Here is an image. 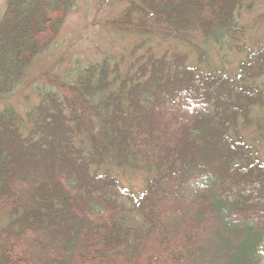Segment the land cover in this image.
I'll return each mask as SVG.
<instances>
[{
  "label": "trees",
  "instance_id": "16d2710c",
  "mask_svg": "<svg viewBox=\"0 0 264 264\" xmlns=\"http://www.w3.org/2000/svg\"><path fill=\"white\" fill-rule=\"evenodd\" d=\"M129 1L105 28L242 48L247 0ZM75 5L6 0L0 15V264H264V155L245 131L264 124V46L235 77L110 54L31 85ZM28 88L39 102L22 110ZM102 165L153 174L135 194Z\"/></svg>",
  "mask_w": 264,
  "mask_h": 264
},
{
  "label": "rangeland",
  "instance_id": "374dc122",
  "mask_svg": "<svg viewBox=\"0 0 264 264\" xmlns=\"http://www.w3.org/2000/svg\"><path fill=\"white\" fill-rule=\"evenodd\" d=\"M5 1L0 0V15L5 8ZM129 2V0H76V5L68 14L53 47L41 55L30 68L28 80L32 81L31 85H37L41 74L48 70H53V75L62 76L76 65H87L110 54L125 55V59L135 63L133 71L147 62L151 54L155 60L165 57L173 63L177 55L184 57L186 55L187 65L198 66L204 72L220 69L223 73L235 77L239 61L244 57L246 49L264 46V0H247L244 3L239 15L240 22L245 27L244 34L240 36L242 41L239 42L242 48L238 49L237 42L220 48L196 40L204 52L202 55L190 44L180 40L160 37L147 40L105 28V21L120 15ZM190 38L195 42V37ZM256 82L264 89V76ZM32 93H34L32 89H25L11 101L22 110L29 109L39 102L38 96L35 97ZM263 116L264 111L258 112L254 119L256 122L264 123ZM250 130L251 134L248 133ZM245 131L247 140L257 144L264 155V124L261 127L255 123ZM100 168L101 172L109 170L114 173L120 185L135 194L145 188L148 177L153 174L141 169L130 170L116 166L102 165ZM125 202L129 204V201ZM200 262L208 264V259L200 258Z\"/></svg>",
  "mask_w": 264,
  "mask_h": 264
}]
</instances>
